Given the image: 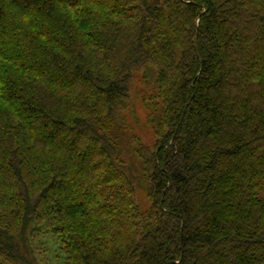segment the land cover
<instances>
[{
  "label": "trees",
  "instance_id": "1",
  "mask_svg": "<svg viewBox=\"0 0 264 264\" xmlns=\"http://www.w3.org/2000/svg\"><path fill=\"white\" fill-rule=\"evenodd\" d=\"M53 263L264 264V0H0V264Z\"/></svg>",
  "mask_w": 264,
  "mask_h": 264
},
{
  "label": "rangeland",
  "instance_id": "2",
  "mask_svg": "<svg viewBox=\"0 0 264 264\" xmlns=\"http://www.w3.org/2000/svg\"><path fill=\"white\" fill-rule=\"evenodd\" d=\"M141 86L142 84L140 82L138 83V80H136L134 90L132 91L133 105L132 108L126 113V120L128 122V127L131 131L137 133L145 143L153 145L155 138L150 134L149 128L146 127L147 114L143 107V104L140 101L141 95L138 94V90L142 89ZM139 198H141L144 204L146 203L145 194L139 192ZM35 246L37 248L40 247L44 252L42 258L50 259V254H55L56 250L60 248V243L59 240H56L53 236L41 234L38 236Z\"/></svg>",
  "mask_w": 264,
  "mask_h": 264
}]
</instances>
